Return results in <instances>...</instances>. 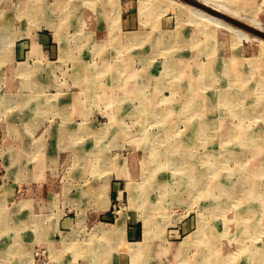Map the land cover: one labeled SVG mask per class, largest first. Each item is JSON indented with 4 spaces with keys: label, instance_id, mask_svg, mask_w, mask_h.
Wrapping results in <instances>:
<instances>
[{
    "label": "rangeland",
    "instance_id": "obj_1",
    "mask_svg": "<svg viewBox=\"0 0 264 264\" xmlns=\"http://www.w3.org/2000/svg\"><path fill=\"white\" fill-rule=\"evenodd\" d=\"M33 1L0 0V33L32 26L35 24L32 18L36 16L38 28L46 29L49 23L54 30L62 31V36L58 35L65 39V44L84 45V34L68 30L66 33L63 28L71 22L79 24L83 15L89 20L98 19L101 10L110 9L115 14L108 23L112 28V42L116 40L110 60L116 68L106 82L93 76L85 81L84 90L88 97L89 92L92 94L88 98L91 106L86 112L71 113L70 122L62 114H54L52 118L11 117L14 112L10 111L0 68V249L8 245L17 252L7 256L9 260L2 259L0 264H95L92 258L98 264L100 261L131 264L129 248L143 241L146 231L143 220L147 217L152 219L149 227L154 243L143 257L137 255V260L150 258L147 254L160 245L168 247V251L178 250L173 251L169 264H250L249 252L241 254L258 246L264 251V205L255 210L257 215L262 212L261 216H247L250 231L241 237L239 219L235 217L238 211H234L237 200L219 197V190L214 192L217 194L213 200H206L209 197L199 193L189 195L188 187L186 190L179 185L183 181L188 184L192 175L198 173L187 170V181H176L182 172L174 170L189 168L178 162L192 155L194 165H219L217 171L224 179L231 177L235 182L247 172L248 179L255 178L258 191L264 193V51L261 46L256 41L239 39L233 31L209 22L215 35L212 39L204 30L205 21H198L195 11L193 14L189 9L178 10L177 4L167 0H149L155 12L143 14L145 19L137 21L136 28L122 26L126 0H37L45 10L30 13ZM216 1L238 9L245 17L257 18L264 28V0ZM182 2L264 41V29L246 23L241 16L224 14L200 0ZM188 19L200 23L193 24ZM178 24L182 26L179 28ZM193 35L198 36L195 42L191 39ZM2 40L5 48L4 39L0 38V45ZM181 40L189 43L185 46ZM57 41L62 44V39ZM11 47L12 43L6 49L0 46V62L2 53L10 52ZM118 65L123 68L119 69ZM177 65H181L179 76L175 70ZM92 66L96 73L101 69L98 64ZM75 67L73 64L76 74ZM92 70H89L91 74H95ZM135 72L139 74H130ZM73 84L78 90L81 88V84L74 81ZM102 91L109 94L100 95ZM221 93L233 101L225 105L219 100ZM234 93L244 98L238 100V105L239 96H233ZM257 102H260L258 106ZM240 103L247 109L256 107L251 114H242L240 109L235 110ZM110 106L120 108L115 110L114 119L108 115ZM116 120L119 128L110 125ZM200 121L206 125L201 134L204 138L196 131ZM172 133L185 138L173 140L169 137ZM178 143L173 152L177 155H173L171 146ZM126 170L136 173L124 175ZM149 175L161 187L176 183L152 197L159 202L156 208L154 202L150 204L140 197L139 187ZM215 177L211 176V180ZM223 178L214 181L219 183ZM178 196L181 201L176 203L173 200ZM221 204L232 207L233 211H224ZM124 213L127 214L126 229L123 238H117L115 224ZM25 220L32 222L30 227L25 225ZM202 222L208 228L210 225L208 233L200 245L186 246L187 238L200 233ZM210 237L215 243L212 248L219 250V260L210 257L209 252L203 254ZM165 255L169 258V254Z\"/></svg>",
    "mask_w": 264,
    "mask_h": 264
},
{
    "label": "crops",
    "instance_id": "obj_2",
    "mask_svg": "<svg viewBox=\"0 0 264 264\" xmlns=\"http://www.w3.org/2000/svg\"><path fill=\"white\" fill-rule=\"evenodd\" d=\"M135 1L136 0H126L125 19L122 23V26H126L125 28H136L137 21L143 18L142 16L144 13L155 12L153 6L148 2L149 0H137V7ZM166 5L168 4L166 3ZM134 7L137 10V14ZM149 7H152V9H149ZM29 9L30 13L32 11L38 13L39 11L42 12V10H45L44 6H39L37 4V0L31 2ZM188 9L194 14L195 10L192 7H188ZM142 12L143 14H141ZM100 13L101 17H98V19L92 18L89 20L87 15H83L80 16L79 24L71 22L73 24L70 23L71 25L63 28L64 31L68 30V32L73 31L84 34V45L81 44L76 46L70 42L67 43L68 45L65 44V39L63 37L59 38L62 31L54 30L49 23L47 24L46 29L38 28V19H36V16L32 18V21L34 20L33 23H35L32 24V26H24V28L16 27L14 30L12 29L10 31H5V33H0V38L5 40L6 47H8L10 43L13 44V48L11 47L10 52L8 51L5 54L2 53V60L0 62V68L3 71L2 85L4 86L6 91L5 94L9 99L10 111L14 112L10 114L11 117L20 116L34 118L36 116H46L52 118L54 114H62L66 117L65 120L70 122L68 117L71 113L83 112L88 106H91L90 102H88V98L92 94L89 92L88 97L86 90H84V87H86V84H84L85 81H89L93 76V79L98 77L102 78V82L103 80L106 82L107 79L114 74V68H116L115 65H111L112 63L110 60L114 55V52L111 53V48L115 47L116 40L113 41L114 43L112 42V28H109L108 23L110 16L115 13H112L110 9L101 10ZM84 19L87 20V22L85 21L84 23ZM190 20H192L193 24H198V22L194 23V19H188V21ZM4 22L6 25V17ZM181 26L182 25H178L179 28ZM68 32L66 31V33ZM195 38L198 40V36L196 37L193 35L191 38L193 42H195ZM58 39H62V44L58 43ZM181 41L185 46L189 43L187 40ZM71 44L75 47H72ZM0 46L1 49H6V47L4 48L3 40L1 41ZM96 57L97 59L94 60ZM92 61H95L93 63L98 64L100 65L99 67H101V69L97 70V73L96 70H92V65H94L90 63ZM69 63H71L72 68L68 65ZM73 64L77 67H75L76 74L73 71ZM118 68L122 69L123 67L122 65H118ZM176 69L178 70L179 76V73H181V65H177L175 70ZM89 70L94 71L95 74H91V71ZM240 71L241 70H238V72ZM130 74L137 75L139 73L135 72ZM59 75L61 77L60 79ZM73 81L77 84H81L80 87L82 89L79 87L80 89L78 90L76 88L78 86L73 84ZM102 82L99 86L100 89L104 87ZM95 93L97 95L96 91H94V95ZM101 93L102 95L109 94L107 91L100 92V95ZM111 103H114V101ZM116 108L110 106V109L112 110L109 109L110 113L108 115L110 118L113 117L112 119L115 118V110H120V108ZM98 111L103 112L101 109ZM38 117L37 122H39ZM115 123H118L117 120ZM174 123L175 121L172 122V125ZM116 127H120V125ZM169 137H172L174 140L177 137L178 139L180 137L185 138L184 135L181 136L173 133L170 134ZM128 172L129 171L126 170L123 173L125 175L136 173L133 171ZM170 246L172 248L175 247L173 244ZM156 249L158 250L157 254L159 256L156 259L158 264L170 263L171 259H173V251L175 250L178 252L177 249L166 252L169 254L168 258L166 255H163L165 257L161 256V253L163 254L164 252L163 249H165V246H162V248L159 246ZM116 264L123 263L119 261Z\"/></svg>",
    "mask_w": 264,
    "mask_h": 264
},
{
    "label": "bare ground",
    "instance_id": "obj_3",
    "mask_svg": "<svg viewBox=\"0 0 264 264\" xmlns=\"http://www.w3.org/2000/svg\"><path fill=\"white\" fill-rule=\"evenodd\" d=\"M167 1H170V2H173V4H177V9L179 10H185L187 11L188 7H191L187 4H185L184 2H182L181 0H167ZM166 1V3H168ZM203 4H205L206 6H209V7H213L215 8L216 10L224 13V14H227V15H235V16H241V18L243 20L246 21V23L250 22L252 25H254L256 28L262 30L264 29L262 24H260L256 18L255 19H252L248 17H245L243 15H241V11H237L238 9H232V7H227V6H224L223 4H221L220 2L218 1H214V0H200ZM149 2V1H148ZM160 2V1H159ZM150 3V2H149ZM169 4V3H168ZM149 5V4H148ZM171 5V4H170ZM146 6V5H145ZM166 6V5H165ZM168 6V5H167ZM175 6V5H174ZM148 8V6H147ZM150 8V7H149ZM193 8V7H192ZM195 8V7H194ZM193 8V9H194ZM237 8V7H236ZM167 9V8H166ZM240 9V8H239ZM29 10V9H28ZM164 10V9H163ZM162 10V11H163ZM168 10V9H167ZM166 11V10H165ZM184 11V12H186ZM247 12V11H246ZM148 13V12H147ZM143 14V12L141 13ZM145 14V13H144ZM195 14H196V19L199 21H205V24L203 26H206V32H208V34L213 38H215L214 34L212 33L213 30L208 26V23L211 22V23H214L215 26L217 27H222L226 30H229L230 32L233 31L234 33H236L237 37H239V39H245L246 41H256L259 45L258 46H261L259 47L261 50L264 51V41L259 38L257 35H253V34H250V33H247L245 30L243 29H240L238 27H235L233 25H230L226 22H223L221 21V19L215 15H211L209 13H207L206 11L202 10V9H198V8H195ZM181 15V14H179ZM184 16V15H183ZM145 17V16H144ZM142 19H145V18H142ZM141 19V20H142ZM147 19V18H146ZM146 21V20H145ZM182 21V20H181ZM144 22V21H143ZM187 22V20H186ZM200 22H198L199 24ZM179 25V24H178ZM214 27V26H213ZM192 36V35H191ZM211 42V41H210ZM226 43V41L224 42ZM204 53V52H203ZM65 56V55H64ZM212 58V57H211ZM252 60V59H251ZM249 61V60H248ZM250 62V61H249ZM254 64V62H253ZM253 64H251V67H253ZM263 80V78H262ZM262 80H259V82H261ZM262 84V82H261ZM264 84V83H263ZM258 86V85H257ZM261 86V85H260ZM263 87V86H262ZM224 91L226 90V88H223ZM218 90V89H217ZM223 91V92H224ZM251 91V90H250ZM218 92V91H217ZM240 92V91H239ZM264 92V91H263ZM261 94V93H260ZM233 96H239V98L237 99V105H238V100L239 101H242L244 98L242 97V95L238 94V93H234ZM232 96V97H233ZM236 97H233V98H236ZM219 100H221L222 102H225L226 104L225 105H229L231 103V101H233V99H228V97L224 94H220L219 96ZM259 101V100H257ZM264 101V100H263ZM205 102V101H204ZM219 103V102H218ZM233 103V102H232ZM245 103V102H244ZM264 103V102H263ZM189 104V103H188ZM186 103V105H188ZM191 104V103H190ZM189 104V105H190ZM203 104V103H201ZM217 104V103H216ZM242 103H240L239 105H241ZM258 106L260 104V102L256 103ZM264 105V104H263ZM255 105H253L251 108H244L242 105L239 106V108H236L235 110L238 112V109H240L241 113L242 114H251L252 111L254 110V108L256 107ZM187 107V106H186ZM191 107V106H190ZM193 107V106H192ZM235 107V106H234ZM206 108V107H204ZM202 109V108H200ZM232 110V109H231ZM200 111V110H199ZM258 111V110H256ZM233 113V112H232ZM199 114V113H198ZM118 115V114H117ZM205 115V114H204ZM233 117V116H232ZM235 118V117H234ZM200 122H202L201 124H199ZM198 124H199V127L197 128V134L200 136V138H204L201 137L204 133V130H206V125H204L203 121H200ZM85 123V122H84ZM110 125L112 126H119V125H116V123L114 122H111ZM197 125V124H196ZM82 126V125H81ZM111 127V126H110ZM104 128V127H103ZM119 128V127H118ZM194 129V128H193ZM78 130V129H77ZM109 130V129H108ZM79 131V130H78ZM110 131V130H109ZM108 131V132H109ZM234 132V131H233ZM104 134V132H103ZM196 135V134H195ZM187 137V136H186ZM190 139V138H189ZM199 139V138H198ZM121 140V139H120ZM174 140V139H173ZM158 141V140H157ZM121 144V143H120ZM174 146H171L172 148V154L174 152V150H176V148L179 146V143L177 145L175 144H172ZM94 146V145H93ZM107 146V145H106ZM122 146V145H121ZM181 146L182 143H181ZM95 148H97L96 146H94ZM123 147V146H122ZM120 147V148H122ZM190 147H191V144H190ZM99 150H100V147H99ZM234 151V150H233ZM173 155H177V154H173ZM187 155V154H186ZM193 156L192 155H188L186 156V160L184 159H180V161L178 162V164H186V165H189V168H184V167H180L179 169H176L174 170L176 173L178 172H182V174L180 175V177H176L175 180L176 181H183V180H186L187 181V170L189 172H192V174H195V173H198V175H192V178L190 179L191 182H189L187 184V182H182L179 187L181 188H185L186 190H190V194L189 195H194L196 196L197 193H199L198 195L199 196H203V197H209V199L207 198L206 200H213V197L216 196V194H214V192H216L217 190H219V197L223 196V198H226L227 201H236L237 200V203H236V209L234 211H238L235 213V217H237L239 220H237V223L239 224V227L241 228V237H243L245 234H247L250 230L248 229L247 227V216H261L262 215V212L258 213L260 215H257L256 213V209L258 210L259 206L263 207L262 205L263 204V201H264V193H260L258 191L259 187H257L255 185V178H253V180H249L248 179V176H247V172H244L242 175H240L241 177L238 178V180H236L235 182L234 181H231V177H228L227 179H224L223 176H220L219 174V171H217L219 165L217 164H213L211 166H206V167H202L200 166L199 164L198 165H194V161H193ZM173 159V158H172ZM172 159H170L169 161H171ZM200 160V159H199ZM220 160V159H219ZM202 161V160H201ZM205 161V160H204ZM103 163V162H102ZM170 164H173V162H168ZM203 163V162H202ZM201 163V164H202ZM208 164V163H206ZM126 165V164H125ZM203 165V164H202ZM123 166V165H122ZM202 171H204L205 174L202 173ZM208 174H207V173ZM129 173V172H128ZM180 174V173H179ZM234 174V173H233ZM125 175V174H124ZM123 175V176H124ZM213 175H216L215 179H219V177H222L224 180L222 181H219V183L214 180H211V176ZM228 175V174H227ZM148 177V176H147ZM227 177V176H226ZM145 180V179H144ZM173 181V180H172ZM252 181V182H251ZM145 183H142V185L139 187L140 188V191H141V195L140 197L142 199H146L147 202H149L150 204H156L155 208L157 207V204H159V202L157 201H153V196H156L157 195H161V193L165 192L163 191L164 189H166L167 187L171 188V187H174L176 185V183L173 182V184L165 187V185L163 187H161V184L157 183V181H153L151 175H149V179L145 180L144 181ZM130 184V183H128ZM132 185V184H131ZM188 187V189H187ZM211 187V189L209 188ZM133 189V188H132ZM203 190V191H202ZM98 191V190H97ZM138 191V193L140 192ZM201 191V192H199ZM166 192H168L166 190ZM218 192V191H217ZM101 193V192H100ZM201 193V194H200ZM236 195V197H230L233 196V195ZM7 195V194H6ZM197 195V196H198ZM165 196V195H164ZM138 197V196H137ZM179 197V196H178ZM218 197V198H219ZM135 198V197H134ZM180 198V197H179ZM177 198V200H173V201H178L180 202L181 201V198L179 199ZM217 198V200H218ZM132 199V198H131ZM140 199V198H139ZM155 200L157 199L156 197L154 198ZM134 200V199H133ZM136 200V199H135ZM161 200V199H160ZM205 200V199H204ZM139 201V200H138ZM159 201V200H158ZM161 202V201H160ZM132 203V202H131ZM148 203V204H149ZM169 203V202H168ZM177 203V202H176ZM131 205V204H130ZM134 205V204H133ZM161 205V204H160ZM137 206V205H136ZM167 206V205H166ZM132 207V205H131ZM135 207V206H134ZM161 207V206H160ZM159 207V208H160ZM221 207H223V210L224 211H233L232 207H229V206H226L225 204H221ZM146 208V207H145ZM227 208V210H226ZM164 209V207H163ZM260 209V208H259ZM160 213V212H159ZM162 217V216H160ZM165 218V217H164ZM163 218V219H164ZM236 218V219H237ZM145 219V218H144ZM152 219L150 217H147L144 221V226L146 227V231H145V235H144V239L141 243H137L133 246H131L129 249V253L130 255L132 256L131 257V264H158L157 263V257L158 254H157V249L154 250H151L148 254H151V255H148L147 256H150V258H144V260H137V255H140L141 257H143L147 251V249H151V247L153 246L152 245V238H151V233H150V227H149V221H151ZM126 221H127V214H121L119 219L117 220L116 224H115V228L116 229V232L118 233L117 238H123V233L125 231V224H126ZM24 222L26 226L30 227V223H32L31 221L29 220H25ZM152 222V221H151ZM204 222V221H203ZM202 222V227H201V230H200V233H198L196 236H193L192 239H188L187 238V241L184 243L186 244V246H190V245H200L199 243L202 242L203 240V237L204 235H206L208 233V230L210 229V225H209V228L207 227V225L205 226ZM34 223V222H33ZM143 225V223H142ZM35 227V226H34ZM33 231V230H32ZM161 231V230H160ZM16 232V231H15ZM238 232V231H237ZM25 233V232H24ZM240 233V232H239ZM2 234V233H1ZM27 234V233H26ZM98 234V232H97ZM3 235V234H2ZM32 235V234H31ZM36 235V234H35ZM158 235V234H157ZM19 236V235H18ZM29 236V235H28ZM115 236V237H116ZM17 238V237H15ZM159 240V239H158ZM163 241V239H162ZM241 241V240H240ZM209 243H207V245L203 248V249H206V252H204L203 254H206L209 252L210 254V257H214L215 259H220V255H219V250L217 247H214L212 248V246L215 245V243H213L212 241V238L210 237L209 240L207 241ZM154 243V242H153ZM183 244V243H182ZM242 244V242H241ZM66 247H67V244H65ZM71 246V245H70ZM160 246V245H159ZM158 247V246H157ZM240 247V246H239ZM70 248V247H69ZM162 248V247H161ZM168 248V247H167ZM163 249V254L161 253V256L165 255V252H167L169 249ZM2 249V250H1ZM0 249V262L2 259H5V260H9L7 259V256H12L11 253H14L16 255V250H14L12 248V246H8V245H3ZM245 249L242 247V250ZM15 251V252H14ZM218 251V252H217ZM238 251H241V247ZM247 251V253L249 252V256H251V259H250V264H264V251L262 250L261 247H257L255 248V250H244V252H242L241 255L243 254H247L245 253ZM23 252V251H22ZM211 252V253H210ZM72 253V252H71ZM96 253V252H95ZM93 253V255L95 254ZM9 254V255H8ZM139 256V257H140ZM236 256V254H235ZM24 257V256H23ZM164 257V256H163ZM209 257V256H208ZM153 259V260H152ZM161 259V258H160ZM95 264H98V261L95 259V258H92V260ZM92 262V263H93ZM101 263L99 264H102V261H100ZM161 262V261H159ZM21 263V262H20ZM20 263H16V264H20ZM30 263V262H29ZM164 263V262H163ZM162 264V263H161ZM166 264V263H164ZM169 264V263H167Z\"/></svg>",
    "mask_w": 264,
    "mask_h": 264
}]
</instances>
